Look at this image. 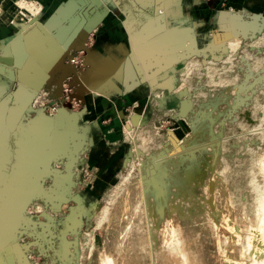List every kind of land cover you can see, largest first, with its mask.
<instances>
[{
    "label": "rangeland",
    "instance_id": "rangeland-1",
    "mask_svg": "<svg viewBox=\"0 0 264 264\" xmlns=\"http://www.w3.org/2000/svg\"><path fill=\"white\" fill-rule=\"evenodd\" d=\"M6 1L4 49L54 12L37 0ZM131 1L141 4L103 5L104 20L24 115L25 126L51 121L46 142L24 138L19 148L10 139L1 152L12 165L0 180V225L23 209L24 219L0 264H264V0H150L141 12ZM159 15L165 30L187 32L181 43L194 39L196 53L174 51L170 39L147 65L150 50L133 37ZM89 54L101 58L91 66ZM156 60L170 65L153 74ZM0 63L14 69L11 54ZM1 82L9 94L0 108L16 90L8 73ZM153 170L166 206L159 212L155 202L151 220ZM131 185L139 210L121 234L112 214ZM73 215L82 222L74 234Z\"/></svg>",
    "mask_w": 264,
    "mask_h": 264
},
{
    "label": "water",
    "instance_id": "water-1",
    "mask_svg": "<svg viewBox=\"0 0 264 264\" xmlns=\"http://www.w3.org/2000/svg\"><path fill=\"white\" fill-rule=\"evenodd\" d=\"M109 2L110 0H66L54 10L46 22L39 24L41 37L34 39L33 44L30 46L24 44L23 40L27 38L28 34L26 32L23 40L21 38L22 43L11 46L10 54L14 58L12 71L16 75L13 77H10L9 73L8 75L9 79L16 83L13 98H16L15 94L18 92L23 93V96L17 104H15L16 100L13 102L12 113L6 120L7 129L0 134V180L4 177L3 170L8 171V167L12 165L10 162L1 163L5 158L1 154L2 150L8 149L10 139H14L16 147L18 137L21 138V142L24 141L26 136L16 135L15 132L18 126L22 124L21 121L25 113L29 110L39 91L47 84L52 69L60 63L63 64L64 59L66 60L68 57L67 50L74 49L75 45L84 41L86 37L88 39L90 34L101 24L106 17V11L103 13L100 9H103V5ZM57 20H59L58 22L61 21L60 25H57ZM8 55L6 50H3L0 57ZM5 86L7 87V85ZM33 121L26 126L22 125L27 128ZM11 133L15 135H11Z\"/></svg>",
    "mask_w": 264,
    "mask_h": 264
},
{
    "label": "bare ground",
    "instance_id": "bare-ground-1",
    "mask_svg": "<svg viewBox=\"0 0 264 264\" xmlns=\"http://www.w3.org/2000/svg\"><path fill=\"white\" fill-rule=\"evenodd\" d=\"M141 4H144L146 5L147 3L149 4L150 0H138ZM149 1V2H148ZM61 19V17H59ZM59 18H56V19H59ZM59 19V20H60ZM59 20H57V25H60L61 24V21L58 22ZM55 22V23H56ZM152 24L155 26V28H152L151 30L148 29L149 26H145L146 27V32H147V35L144 36V37H140L138 36L137 32L134 34V39L136 40V42L138 41H141V43H143V46L145 47V49H149L150 50V53L148 54H145L146 58V62H147V65L150 66L151 63H153V57L156 56V54H159L160 51H159V46L160 45H164V43H166L167 41H169L171 39V41L175 42V43H178V45L176 46V48H174V51H177V52H183V51H188V53H196L195 52V41L194 39H187L184 43H181V41L184 40V38L187 37V32H183V31H169V30H165L164 28V25L163 23L161 22V15L159 16H155L153 19H151L149 21V23ZM99 25V24H98ZM57 27V26H56ZM98 27V26H97ZM165 31V32H164ZM24 32V31H23ZM28 32L27 34V38L23 40V36H24V33L21 35L20 38L16 39L12 45H15L16 43H22L24 41V44H28V46H30L31 44H33V41L34 39L36 38H39L41 37L40 34H41V26L36 25L33 29L31 30H28L26 31ZM25 32V33H26ZM144 32V29H142L140 35ZM164 32V33H163ZM59 33V32H58ZM189 33V32H188ZM153 34V35H152ZM38 36V37H37ZM22 38V40H21ZM153 38V39H152ZM87 39V37H86ZM86 39L84 41H82L81 43H78L77 45H75L74 49H77V50H80L83 48L84 46V42L86 41ZM144 40V41H143ZM147 40H150L149 42H146ZM26 41V42H25ZM143 41V42H142ZM59 42V41H58ZM146 42V43H144ZM168 43V42H167ZM146 44V45H144ZM152 46H149L151 45ZM159 46H158V45ZM11 45V46H12ZM11 46H10V50L5 48L4 50H6V52L8 54H10L11 52ZM142 46V47H143ZM158 46V47H157ZM157 47V48H156ZM73 50V49H72ZM70 50H67L66 54H68ZM172 53V52H171ZM187 53V52H186ZM183 54V56H187L188 54ZM67 56V55H66ZM64 58V57H63ZM178 58H176L175 60L177 61ZM157 69L156 71L153 72V74L157 73L158 71L166 68L167 66L170 65V62L168 63V60H162V61H157ZM63 64L60 63L59 65H57L55 68L52 69L51 73L49 74V77L47 79V83L51 81L54 73L57 71V70H61ZM5 67L4 66H0V74H3L5 72ZM153 70V69H152ZM106 71V70H104ZM100 72V71H99ZM8 73L10 75V77H13L15 76L16 74L14 73V71L12 70H8ZM149 73V72H148ZM101 77V76H100ZM37 84H40V82H37ZM36 85V84H35ZM23 87H21L22 89ZM5 88H2L0 87V96L5 92ZM23 90V89H22ZM40 92V91H39ZM44 93V92H43ZM23 93L21 92H18L15 94V104H17L19 101H21V98H22V95ZM47 96V95H46ZM45 96V97H46ZM44 98V97H43ZM42 98V99H43ZM31 111H32V108L31 110H29L28 112L25 113V117H30L31 116ZM11 106H8V102L5 106L1 107L0 109V134L7 129V125H6V120L7 118L9 117V115L11 114ZM74 116V115H72ZM75 117V116H74ZM50 120H39L38 122H35L34 124H32L31 126H29L27 129H23L21 126H18L17 130H19L23 136H26L25 138L32 144H35L34 140H32L33 138L34 139H37L38 143H40V145H43L45 142H46V137H47V130L49 129L51 123ZM71 125H75V121H71ZM205 125V124H204ZM198 131V130H197ZM4 139V138H3ZM22 140L19 139L17 140V146L19 148H21V144L24 143L21 142ZM3 143H4V140H3ZM187 156V155H186ZM181 161V160H180ZM194 167V166H193ZM159 169V168H158ZM155 171L154 175H158L156 177V180L155 178L152 177L151 181H149L148 183H145L146 185V188H145V192H147L146 194V198L148 200V203H147V209H148V214H149V217L151 218V220L155 217L152 210H154V207H155V202L157 203V206H158V210L160 212L161 210V207L164 208L166 206V203H165V200H166V196L164 197V191H163V186H162V183H161V171L160 173L158 174V171L157 170H153ZM193 173V172H192ZM153 176V175H151ZM145 181V180H144ZM194 183V182H193ZM143 184V183H142ZM189 186V185H188ZM192 186V184H191ZM128 189V187H127ZM135 189V190H134ZM127 192V191H126ZM130 194H128V197L127 199H124V200H121L120 202H123L121 203L120 207L119 208H115L114 211H113V214H112V218L115 220L116 224L118 227H120V232L121 234L125 233L126 234H129V229L127 228V231L123 230V226L124 223L128 221V219H132V218H136V214H138V210H139V205L137 203L136 200L139 199V194H138V190L136 191V188L134 185H131V188H130ZM140 192V191H139ZM130 195V196H129ZM141 196H142V193H141ZM133 197V198H132ZM171 197V196H170ZM120 199V198H119ZM173 199V198H171ZM196 199V198H195ZM175 200V199H174ZM139 201V200H138ZM142 201V200H141ZM30 202V200H29ZM134 202L137 203V206H133L135 207V213L132 212V206H130L129 204ZM171 202V201H170ZM170 202H167L168 203V206H169V213L170 215L174 214V211H176V207L175 209H173V207H171L172 205H170L171 203ZM225 202V201H224ZM170 203V204H169ZM28 204V203H27ZM223 204V201H221V203L218 205H220L219 208H221V210L223 212H225V207L222 206ZM154 205V207H153ZM211 205V204H210ZM216 206V208L218 207L217 204L213 203L212 206ZM143 206V205H142ZM27 207V206H26ZM211 207V206H210ZM132 208V209H131ZM23 210H20V211H16L15 212V217H12L13 215H9L8 217L4 218V222L0 225V248L3 247V245H5L6 242H8L9 240L13 239L16 235V232H17V227L18 225H21V223L23 222ZM134 211V210H133ZM155 211V210H154ZM110 212V211H109ZM132 212V213H131ZM222 212V213H223ZM227 212V211H226ZM129 214V215H128ZM130 214H133L132 217H130L131 215ZM226 215V214H225ZM224 216V215H223ZM153 217V218H152ZM137 220V219H136ZM264 220V219H263ZM133 222V221H132ZM264 223V222H262ZM156 224V223H155ZM260 225V224H259ZM81 226H82V222L80 221V219L78 218V216L76 215H73L71 217V221H70V225H69V232L70 233H77L80 229H81ZM158 226V225H157ZM216 227V226H215ZM264 227V226H263ZM262 228V227H261ZM263 231V230H262ZM259 233V232H258ZM264 233V232H263ZM123 236V235H122ZM124 237V236H123ZM126 240H124L123 238V241H125L123 243V248L126 247V243L128 242L129 243V235L126 236ZM262 237V236H261ZM260 238V237H259ZM258 239V238H257ZM259 241V240H258ZM66 242V241H65ZM78 242V241H77ZM119 242H122V240L120 239ZM253 243V242H252ZM74 244V243H73ZM126 244V245H125ZM264 244V243H263ZM262 244V245H263ZM256 245V244H255ZM254 245V246H255ZM261 245V246H262ZM257 246V245H256ZM122 247V246H121ZM259 247V246H258ZM16 248L18 249V245H16ZM223 248V247H222ZM261 248V247H259ZM67 249V247H66ZM128 249V248H126ZM68 250V249H67ZM67 250H66V254H67ZM255 250L257 252L258 248L256 249L255 247ZM2 251V250H1ZM0 251V252H1ZM226 251V249H225ZM260 251V250H259ZM258 251V252H259ZM264 252V251H263ZM262 253V252H261ZM259 254V253H258ZM1 255V254H0ZM69 255V254H68ZM20 256V255H19ZM259 256V255H258ZM22 257V255L20 256ZM25 259V257H23ZM243 258V257H242ZM108 261V259H106ZM228 261V260H227ZM110 261L107 262V264H109ZM236 262V261H235ZM27 263V262H25ZM111 263V262H110ZM228 263V262H227ZM29 264V263H27ZM125 264V263H124Z\"/></svg>",
    "mask_w": 264,
    "mask_h": 264
},
{
    "label": "crops",
    "instance_id": "crops-1",
    "mask_svg": "<svg viewBox=\"0 0 264 264\" xmlns=\"http://www.w3.org/2000/svg\"><path fill=\"white\" fill-rule=\"evenodd\" d=\"M9 1V0H8ZM10 1H14V0H10ZM37 1H40L41 3H43V4H45L46 5V10H47V12H53L57 7H58V5L60 4V2H61V0H37ZM240 1H243V0H240ZM244 1H246V0H244ZM5 2V3H4ZM7 1L6 0H0V7L1 8H5V7H7ZM131 3L133 4V7L136 9V10H138V11H140L141 12V8H142V6H141V4H138V3H134V1L132 2L131 1ZM51 4H54V5H52V10H51ZM152 5H154V4H152ZM54 6V7H53ZM6 9V8H5ZM141 14V13H140ZM145 15V14H144ZM1 24V23H0ZM142 25H143V23H142ZM2 25H0V55L2 54V51L4 50V47H5V39L4 38H6L7 36H9L10 34H12V32L8 29V28H3V27H1ZM131 26H133V29L135 30H137V28H136V26H135V20L134 21H130V22H128V24H127V27H128V30H129V35H130V27ZM129 40H130V38H129ZM122 44L123 43H121V44H119V49L120 50H122L123 51V53L125 54V58H127V53L124 51V49H123V47H122ZM127 46V45H126ZM99 58H101V57H98L97 59H96V61L99 59ZM88 59H89V63L91 64V66H92V64H93V62H96V61H94L93 60V58H92V54H89V57H88ZM124 60V59H123ZM0 65L1 66H4L5 67V72L3 73V74H0V87H2V88H5L6 90H5V92L0 96V102H2V100H4L3 98H5V96L7 95V94H9V91H8V88L1 82V79L6 75V73H8V70H13V68H11V67H6V64H2V63H0ZM138 75H139V73H137ZM142 78V77H141ZM136 80L137 81H140V80H138V77H137V75H136ZM141 82H146V81H140V83ZM140 83H138L137 84V86H135L133 89H131V90H136L137 88H139L140 87ZM15 101V99L13 98V93L11 94V97L8 99H6L5 100V103H4V105L3 106H5L6 104H7V102H8V106H12V104H13V102ZM2 106V107H3Z\"/></svg>",
    "mask_w": 264,
    "mask_h": 264
}]
</instances>
